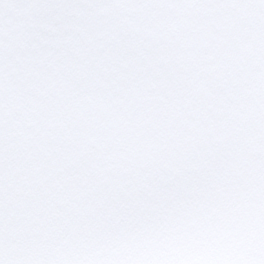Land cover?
Listing matches in <instances>:
<instances>
[{
  "label": "snow or ice",
  "instance_id": "obj_1",
  "mask_svg": "<svg viewBox=\"0 0 264 264\" xmlns=\"http://www.w3.org/2000/svg\"><path fill=\"white\" fill-rule=\"evenodd\" d=\"M0 264H264V0H0Z\"/></svg>",
  "mask_w": 264,
  "mask_h": 264
}]
</instances>
